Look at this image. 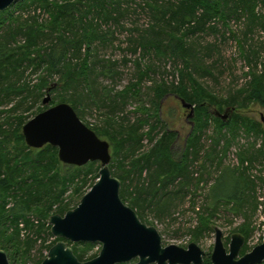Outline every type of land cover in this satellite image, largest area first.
I'll return each instance as SVG.
<instances>
[{"label":"trees","instance_id":"1","mask_svg":"<svg viewBox=\"0 0 264 264\" xmlns=\"http://www.w3.org/2000/svg\"><path fill=\"white\" fill-rule=\"evenodd\" d=\"M140 16L146 17L147 25L133 22ZM232 22L240 27V38L232 35L242 56L264 61L258 51L247 49L251 36L264 34V0H19L0 13V106L17 100L11 113L24 108L41 112L44 96L55 94L52 105L68 104L78 116L82 108H96L100 122L83 123L108 139L113 149L110 168L122 183V201L133 210H152L157 219L171 215L176 202L194 196L208 169L215 166L218 175L209 190V206L203 211L195 202L191 206L198 217L195 241L213 230L215 217L225 207L244 219L237 233L247 242L254 233L251 218L264 200L251 175L258 161L264 165V146L242 147L238 168L225 167L224 159L241 132L264 136L261 123L236 114L251 104L264 108V63L262 71L259 63L254 68L249 63L251 80L236 96L218 97L198 78L213 76L205 59L216 45L207 46L201 55V40L195 38L207 31L218 34L220 24L229 29ZM113 28L130 34L126 44L132 53L142 51L144 57L181 64L175 69L179 82L163 81L147 88L143 83L157 75L155 62H136V82L122 91L115 94L99 85L100 77L112 79L116 74L117 64L111 60L102 59L104 71L96 69L99 64L92 60L101 47L114 45ZM169 96L194 107L193 131L180 151L175 146L179 133L171 127L173 112H164ZM130 100L139 103L135 119L125 115ZM211 105L221 106V111L227 107L232 117L213 115ZM14 120L12 131L0 124V250L7 253L10 264H42L50 249L63 241L52 236L50 217L65 216L77 207L99 180L101 165H64L61 171L58 149L29 148L21 133L27 119L22 114ZM212 127L214 144L206 149L204 138ZM259 181L264 191V179ZM137 214L142 220V213ZM92 248L84 244L72 249L81 262H87L98 256L87 259ZM246 253L247 247L242 255ZM203 264H212L211 256Z\"/></svg>","mask_w":264,"mask_h":264},{"label":"rangeland","instance_id":"2","mask_svg":"<svg viewBox=\"0 0 264 264\" xmlns=\"http://www.w3.org/2000/svg\"><path fill=\"white\" fill-rule=\"evenodd\" d=\"M146 16V15H145ZM145 16H140L133 20L138 27L147 25L148 21ZM131 23V22H130ZM219 33L216 34L212 31H207L203 35L198 34L197 39L201 40V44L199 46V52L201 55H204V48L209 45H216L214 52L211 55L206 56V64L210 67H213V76H204L197 77L201 84L209 89L214 95L229 99L230 96H236L239 91L247 86L250 82L251 78L247 75L250 73V69L256 67V63L261 65V62L251 59L250 61L241 54V50L238 43V38H240V27L235 22L229 24V29L223 27L222 24L218 26ZM123 30H117L113 28L112 32L114 33V45L109 44L107 47H101L99 49L97 58L93 57L92 60L96 61L95 68L99 67L100 71H104L105 67L102 64V59L111 60L116 63V74L113 75L114 78L107 79L100 77L98 82L99 85L104 87H110L111 91L114 90L115 94L117 92L122 91L127 87L130 82L135 81L137 79V68L136 62H141L142 64H148L150 62H155L156 66V74L151 76V80H148L143 83V85L147 88L156 84H161L163 81L171 84L172 82H179V74L176 72V68L182 67L181 64L175 65L173 61L161 60L157 59L155 56L143 55L142 51H139L138 54L132 53V50H128V46L126 42L128 41L129 35L128 33L122 32ZM232 33H235L239 37L237 39L233 38ZM251 41L248 43V50L258 51L262 57H264V34L256 33L251 36ZM113 45V46H112ZM249 63L251 64L249 68ZM97 65V67H96ZM166 69V70H165ZM259 70H263V67L260 66ZM36 80V76L31 77V81ZM100 86V87H101ZM146 89V88H145ZM146 94V93H145ZM148 95V94H147ZM52 101L56 97L55 94H51ZM46 95L44 96V99ZM19 100V98H16ZM145 101H148V97H144ZM52 101L50 105H39L40 107H45L43 111L49 109L50 107L57 106L52 105ZM17 100L13 102V104H8L5 106H0V124H6V130H14L15 126L11 128L10 125H16L17 122L14 120V116L24 115L27 119L26 123L23 127L33 118H35L39 112L37 108L33 109L30 112H27L26 108L19 109L16 112L11 113L10 110H13ZM139 103H136L134 100H130L128 102V106L125 109V115L130 117L131 119H135L137 115L135 114V109ZM164 112L167 113L170 110L173 112L171 115L172 124L171 127L179 133L180 139L178 144H176V149L179 151L184 148L185 141L193 131V123L192 119L188 118L190 111H186L183 109L182 104L179 100L174 97H167V104L164 106ZM93 108V106H92ZM211 112L213 115L220 114L221 116H226L228 119L232 117L231 111L224 107V110L221 111V106L211 105ZM81 117L82 121L91 126L97 125L100 122L99 112L96 108H91L83 110L81 109ZM236 114L249 118L252 122L261 123L262 128L264 130V108L259 104H251L246 109H242L236 112ZM168 115V114H167ZM23 127L21 129V133L23 134ZM213 127L211 131L205 136L204 143L205 148L210 149V147L214 144L212 141L213 137ZM102 140L108 141L106 137H102ZM109 142V141H108ZM232 148H230L227 153L226 158L224 159V166L230 168H238L240 165L239 154L242 151V147L244 149H248L251 145H256V150L263 148L264 146V136L259 138L256 137H248L245 132H241L239 136L238 142H236ZM15 140H13L11 148L15 149ZM224 143L221 144L219 150L223 149ZM10 148V149H11ZM241 149V151H240ZM113 155V149L111 150ZM100 164V163H99ZM64 164L60 167L61 171L64 170ZM201 166V165H200ZM198 167V166H196ZM199 168V167H198ZM218 175V170L215 166L211 169H208L207 174L203 177V183L199 190L194 191L196 194L191 195L190 198H187L186 201H178L173 206V210L171 215L165 216L162 219H157L152 210H145L141 212L138 209H135L137 213H142L143 219L141 220L144 224L155 227L160 235L163 238L164 246L176 245L182 248L187 249L190 244L196 243L201 248V250L206 254L204 259L207 256H211L214 250L215 241H216V232L215 228H218L223 233V241L226 249L229 251L230 243L232 240V236L237 233V229L241 227L244 223V219L241 215H235L231 213L227 208H222L219 215H217L214 219V223L211 226L213 228L210 232H204L203 236L199 238V240L195 241L194 237V229L198 226V217L196 212L191 210L192 203L195 202L198 210L203 211L207 209L209 206V190L214 185L216 178ZM252 178L257 181L259 185V195H264V191L262 190V183L259 179H264V165L262 161H258L255 166H253V170L251 171ZM261 186V187H260ZM71 193L67 194L66 199L70 200ZM261 206L258 214L251 218L252 229L254 230L251 238L245 242L244 248L247 247V253H251L257 246L263 244L264 242V200H261ZM77 206L80 204V201L76 203ZM197 210V211H198ZM140 216V215H139ZM31 219L36 220L35 216H31ZM49 225V223H48ZM50 226V225H49ZM48 238V237H47ZM49 240V238H48ZM51 242L53 239H50ZM78 245H84L83 243H71L68 242V246L71 248H75ZM93 248L89 252L87 259H89L93 255H99L102 246L100 244H92ZM79 248H82L81 246ZM38 249L35 248L33 251V255L36 258L38 255ZM242 250V251H243ZM246 253V254H247ZM245 255V254H244ZM242 256V254H241ZM138 260H134L129 264H137Z\"/></svg>","mask_w":264,"mask_h":264},{"label":"water","instance_id":"3","mask_svg":"<svg viewBox=\"0 0 264 264\" xmlns=\"http://www.w3.org/2000/svg\"><path fill=\"white\" fill-rule=\"evenodd\" d=\"M19 0H0V13ZM211 2L218 0H209ZM47 95L43 101L50 105ZM183 109L194 107L180 100ZM224 120L226 116L217 115ZM26 145L34 150L47 146L58 149V158L64 165L85 167L100 163V178L82 198L80 204L65 216L54 215L48 223L54 238L63 241L55 244L42 264H203L206 254L196 243L187 249L164 246L163 238L155 227L144 224L135 210L121 199V181L110 168L111 146L88 128L76 111L68 104H58L38 114L23 127ZM216 241L211 255L212 264H264V242L251 253L242 255L245 238L232 236L229 251L223 241V233L215 228ZM71 243L100 244L101 251L94 259L81 262L68 246ZM0 264H10L7 253L0 250Z\"/></svg>","mask_w":264,"mask_h":264}]
</instances>
